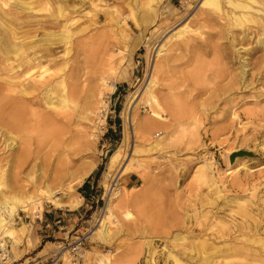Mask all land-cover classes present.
<instances>
[{"label": "rangeland", "instance_id": "1", "mask_svg": "<svg viewBox=\"0 0 264 264\" xmlns=\"http://www.w3.org/2000/svg\"><path fill=\"white\" fill-rule=\"evenodd\" d=\"M149 1L156 11L154 19L142 26L143 36L130 17L127 32L120 36L105 11L116 9L122 14L132 8L138 18L147 0H10L2 7L25 41H56L66 22L72 36L67 44L52 45L53 57L68 63L65 72L72 66L78 74L81 106L83 94L96 95L102 79L114 87L101 89L103 104L94 113L83 109L71 123L79 135L92 129L97 134L92 155L83 156V161L96 162L82 182L95 181L92 193L86 196L81 184L73 195H57L62 201L80 200V208L56 207L43 200L34 209L18 210L13 239H1L8 255L0 264H64L56 257L67 241L96 229L113 178L105 173L108 158L122 138V112L131 101L144 98L141 91L154 66L158 68L153 73L157 81L153 93L162 106L168 101L173 111L180 112L175 120H166L179 127L157 125L142 134L137 151L131 154L126 149L122 163L134 169L115 182L119 194L113 201L109 238L86 239V264H95L100 253H106L112 264H201L211 246L222 249L246 241L247 230L238 227L240 211L247 209L249 219L263 228L257 235L264 237V32L256 26L229 24L221 12L201 5L202 0ZM185 26L193 32L183 31ZM178 31L183 32L174 36ZM161 43L165 49L152 61ZM142 102L135 108L136 120L151 113ZM163 134L167 138L162 149L148 150ZM230 149L248 150L253 156L237 157L231 163L225 154ZM205 160L214 163L207 173L216 178L219 192L197 174ZM51 167L43 172L51 174ZM27 169L19 172L18 185L32 193ZM131 173L137 181L126 187L123 179ZM46 184L56 187L53 181ZM45 185L41 186L45 189ZM54 211L82 218L62 241L55 242L50 235L40 243L30 242L35 230L29 222ZM22 224L23 231L17 229Z\"/></svg>", "mask_w": 264, "mask_h": 264}, {"label": "bare ground", "instance_id": "2", "mask_svg": "<svg viewBox=\"0 0 264 264\" xmlns=\"http://www.w3.org/2000/svg\"><path fill=\"white\" fill-rule=\"evenodd\" d=\"M9 1L0 0V146L4 147H0V154L8 152L7 155L0 156V246L4 245V241H1L4 236L13 239L12 225L18 210L34 209L40 206L43 200L56 207H78L80 200L62 201L57 195H73L75 187L81 185L92 172L96 162L93 159L83 161V156L92 155L97 134L92 129L91 132L84 131L79 135L78 131H73L71 123L74 122V117H81L83 109L90 114L94 113L99 104H103L101 89L112 90L114 87V84L109 85L102 79L101 88L96 95L90 92L83 94L84 101L81 106L78 74L72 66L65 72L64 68L68 63L59 62L53 57L55 47L52 45L57 41L67 44L72 36L66 22L62 24L63 30L55 38L56 41L47 39L42 44L34 40L25 41L15 31L12 15L2 9ZM149 2L147 0L138 18L132 8L122 14L116 9L105 11L107 16L109 15L110 25L123 36L127 32V17H130L143 36L142 26L154 19L156 11ZM203 4L210 5V10L212 8L221 12V17L231 25L256 26L264 32V0H202L201 5ZM223 6H227V9L224 10ZM58 12L61 13L60 8ZM183 31L191 33L193 29L185 26ZM183 31H178L174 36H179V32ZM258 43L260 44L261 40ZM164 46L165 43L157 45L152 61L161 56ZM151 65L153 67V64ZM157 68L158 66H154L149 73V80L141 91L144 98L131 101L122 112V138L110 154L105 172L113 178L106 188V200L98 225L95 230L89 232V236L94 235L102 241H106L110 236L113 201L119 194V190H115V182L120 175L134 169L128 162L122 163L124 152L128 147L131 154L137 151L142 134L157 125H161L162 129L174 127L175 122L173 124L166 120H175L180 115L179 111L170 108L168 101L162 106L153 93L157 84L153 73ZM139 100L149 107L151 113L145 119L136 120L134 112ZM178 127L179 124H176L175 129ZM166 138L167 134H163L150 144L148 150L162 149ZM230 151L231 149L225 154L230 155ZM213 165V162L205 160L197 174L210 189L219 192L216 178L207 173ZM48 166H52L51 174L43 172L47 171ZM24 169H27V177L32 181L29 184L33 186V192L36 194L26 193L22 189L23 186L18 185L19 172ZM49 181H53L56 187L48 188L46 183ZM42 184H46L45 189ZM16 187H19V190L15 191ZM240 213L242 219L238 229L247 230L246 241L242 245L235 243L222 249L211 246L212 251L201 257V264H264V237L257 235L263 228L252 218L249 219L252 217L250 209ZM23 228V224L17 227L21 231ZM222 233L226 234L227 231ZM202 248L203 246L197 249L198 256ZM216 252H221L219 255L222 257L217 256ZM58 260H64V264H68L65 248L59 252ZM95 264H112V261L106 253H100L96 256Z\"/></svg>", "mask_w": 264, "mask_h": 264}, {"label": "crops", "instance_id": "3", "mask_svg": "<svg viewBox=\"0 0 264 264\" xmlns=\"http://www.w3.org/2000/svg\"><path fill=\"white\" fill-rule=\"evenodd\" d=\"M137 181V176H135L133 173L128 174L124 179L123 183L126 187H130ZM94 180H86L81 188L86 194V196H90L92 193V190L94 188ZM83 201L85 200V197H82ZM82 205H79V208ZM78 208V207H77ZM70 212V211H68ZM82 216L78 215L77 213H60V212H51L48 216L42 215V219L31 220L29 222V226L31 229H34L35 231L30 236L29 240L30 242H33L35 244L40 243L41 238L43 237H50V235L53 237V240L55 242L65 239L70 232L72 231V228L79 220H81ZM44 231L46 235H40L39 233ZM52 241V240H51Z\"/></svg>", "mask_w": 264, "mask_h": 264}, {"label": "built area", "instance_id": "4", "mask_svg": "<svg viewBox=\"0 0 264 264\" xmlns=\"http://www.w3.org/2000/svg\"><path fill=\"white\" fill-rule=\"evenodd\" d=\"M89 232L90 230L86 231V233H84L83 235L73 236L69 241H67L66 243L67 245L64 246V248L66 249L68 264H86L85 241L89 236ZM59 252L57 253L56 259H58ZM7 255H8L7 247L5 245H1L0 261L3 260L4 257H6Z\"/></svg>", "mask_w": 264, "mask_h": 264}, {"label": "water", "instance_id": "5", "mask_svg": "<svg viewBox=\"0 0 264 264\" xmlns=\"http://www.w3.org/2000/svg\"><path fill=\"white\" fill-rule=\"evenodd\" d=\"M246 156H253L251 151H244V150H236V151H232L230 153L229 157V162L233 163L235 158L237 157H246Z\"/></svg>", "mask_w": 264, "mask_h": 264}]
</instances>
